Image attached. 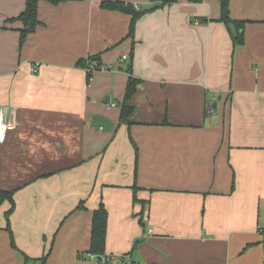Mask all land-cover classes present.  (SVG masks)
Masks as SVG:
<instances>
[{
    "label": "crops",
    "instance_id": "obj_1",
    "mask_svg": "<svg viewBox=\"0 0 264 264\" xmlns=\"http://www.w3.org/2000/svg\"><path fill=\"white\" fill-rule=\"evenodd\" d=\"M113 1H41V25L19 48L22 23L9 20L24 2L0 0L10 125L0 191H15L14 248L10 205H0V264H96L88 251L100 204L105 256L264 264V0L229 1V18L244 22L235 45L217 0H121L142 13L132 35L130 14L101 7ZM93 56L98 70L76 66ZM130 75L141 83L127 126L119 105ZM93 115L111 132L91 128Z\"/></svg>",
    "mask_w": 264,
    "mask_h": 264
},
{
    "label": "trees",
    "instance_id": "obj_2",
    "mask_svg": "<svg viewBox=\"0 0 264 264\" xmlns=\"http://www.w3.org/2000/svg\"><path fill=\"white\" fill-rule=\"evenodd\" d=\"M24 2V11L15 19H10L9 22L20 21L22 23V28L19 32V48L22 47L28 35L34 33L41 25L38 20V3L43 1L51 5H58L66 0H22ZM151 3H160L161 6L171 5L177 3L178 0H148ZM219 3L220 18L219 21L224 23L230 34V38L233 44H242L243 35L241 33L244 22L232 21L229 18V1L230 0H217ZM190 3H199L201 0H188ZM102 8L120 11L132 16V21L129 27V35L133 34L134 23L142 13H136L131 6L125 5L121 0H115L113 2H104L101 5ZM100 56L89 57L87 60H80L77 62L76 66L78 68L87 69L88 64H95V69L98 70L101 66ZM130 66L126 68V71L130 74ZM91 79V72L86 74V84H89ZM141 81L137 78L128 77L125 90L124 98L119 105L120 114H119V123L126 124L127 126L131 125L130 119L135 113V108L129 105V101L133 94L137 91L138 86ZM135 147V146H134ZM133 191V203L138 202L135 197V193L138 191L137 187L132 188ZM15 191H0V205L7 201L10 205L8 211L5 213L7 230L10 233L11 246L14 248L13 236L9 229V217L14 211V196ZM78 209H84L83 204L80 203ZM138 223L142 226V219L139 216ZM106 228H107V212L102 204L99 205V208L93 212L91 220V231H90V248L88 254L95 255L96 257L104 256L105 252V240H106ZM45 258L41 260V264H44Z\"/></svg>",
    "mask_w": 264,
    "mask_h": 264
},
{
    "label": "built area",
    "instance_id": "obj_3",
    "mask_svg": "<svg viewBox=\"0 0 264 264\" xmlns=\"http://www.w3.org/2000/svg\"><path fill=\"white\" fill-rule=\"evenodd\" d=\"M126 57H123L122 60H125ZM33 72H36V68H33L32 69ZM5 111L3 109L0 108V143H2L4 141V138L6 136V133L8 131V128H9V122L8 120L6 119V116H5ZM92 259L94 260V262L96 264H138L136 262H131L129 260V258L125 255H104V256H101V260L100 262L97 261V258L95 255H92L91 256Z\"/></svg>",
    "mask_w": 264,
    "mask_h": 264
},
{
    "label": "water",
    "instance_id": "obj_4",
    "mask_svg": "<svg viewBox=\"0 0 264 264\" xmlns=\"http://www.w3.org/2000/svg\"><path fill=\"white\" fill-rule=\"evenodd\" d=\"M105 104H107V102ZM214 107L216 106L214 105ZM89 126L91 128H94L95 130H98L101 128L102 132L106 133V132H111L113 128V123L106 117L93 115L91 116ZM100 260L101 258L98 257L97 261L100 262Z\"/></svg>",
    "mask_w": 264,
    "mask_h": 264
}]
</instances>
